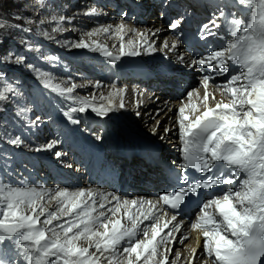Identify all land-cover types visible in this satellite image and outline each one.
Returning a JSON list of instances; mask_svg holds the SVG:
<instances>
[{"label":"snow or ice","instance_id":"1","mask_svg":"<svg viewBox=\"0 0 264 264\" xmlns=\"http://www.w3.org/2000/svg\"><path fill=\"white\" fill-rule=\"evenodd\" d=\"M240 3L255 6L256 15L252 20L246 24L241 19L233 18L230 25L234 39L227 47L212 51L205 57L194 58L187 65L189 68L200 66L202 70L212 71H206L202 78L205 89L204 110L194 120H190L186 109L195 110L196 105L182 104L178 109L180 151L184 163L180 165L178 186L173 185L172 191H166L158 198L172 211L171 219L161 225L163 217L153 212V209H159L152 201H145L143 198L139 201L122 199L111 193L108 194V204L111 207L106 206L104 201L107 197L101 194L98 207L102 210L98 211L95 193L85 189L70 191L67 187L60 188L51 197L58 207L56 211H49L40 203L47 191L43 187L38 191L35 187L0 183V264H100L105 253L108 254V264H117L116 258L121 247L127 255L122 257L119 264H169L175 244H183L187 239L180 234L182 226L178 217L194 197L199 215L195 222H188L193 229L201 231L204 251L193 249V258L188 264H195L197 258L201 261L207 259L209 264H264V0H240ZM217 11L218 17L214 13L209 22L198 29L201 40L217 35L218 19H227L228 14L222 9L218 8ZM98 14L100 13L96 7L84 13L89 17ZM53 19L56 20L55 17ZM120 19L122 22L115 27L101 26L87 33L89 37L101 32L117 37L120 41L118 54L114 55L107 45L95 40L89 43L80 39L71 44L66 42V46L99 52L111 65L118 67L117 62L122 57L150 55L161 47L172 52L179 45L177 37L171 46L167 42L161 46L154 39L149 40L148 33L137 32L135 28L127 29L123 22L126 16L122 15ZM181 19L173 21L169 26L170 30H178ZM71 20V17L67 18V22ZM65 21L66 17L60 16L52 31H64L60 25ZM27 23L31 24L32 21L29 19ZM3 27V23H0V28ZM15 27L24 33L31 31L29 27L21 29L19 24ZM128 31L136 33L139 38L125 42L124 36ZM156 35L158 33H152L153 37ZM49 39L52 37L49 36ZM14 55L11 51L0 55V65L11 63L24 66L37 77H49L43 81L44 88L51 89L78 105L70 106L62 112L70 124L81 123L79 116L75 114H86L90 110L96 117L107 118L117 108L123 109L126 106L123 88L113 85L106 96L103 93L99 96L106 103L97 105L95 95L91 100L74 96L73 92L77 87L75 84L67 87L53 85L50 73L26 63L22 55H15L13 59ZM42 58L45 61L58 60L57 57L47 55ZM178 62L184 63L182 56H178ZM229 62L239 66V71L231 74L218 87L230 96V100L210 107L208 85L215 76L229 73ZM4 75L0 70V79ZM94 87L99 89L101 84L96 82ZM21 95L6 80L3 88H0V101ZM192 95V92H188L189 99ZM211 98L214 99V96ZM32 103L35 106L37 101L33 100ZM27 111L29 109L21 108L17 116ZM41 120L42 117L37 115L34 120L28 121L27 126L38 127ZM170 131L165 129V133L170 134ZM7 142L14 147L26 146L19 135L9 137ZM58 143V140H53L45 146L36 147L35 151H52ZM54 154L57 159L62 156L59 151ZM190 168L198 169L202 175L191 176L187 171ZM237 182L239 188L234 191L229 189L222 196H213L206 201L202 199V191L214 186L235 185ZM145 203L148 204L147 211H144ZM213 206L214 211H210ZM133 208L139 215L132 212ZM122 209V215L131 222V227L122 225L121 219L111 218L121 213ZM41 217L44 219L41 220ZM62 217L68 219L54 224V221H60ZM144 221L152 222L141 228ZM139 233H142L143 238H137ZM81 240H86L88 247L80 246L78 242ZM162 245L163 251L160 250ZM91 247L96 252H90ZM177 256L179 258V254ZM171 264H175V261Z\"/></svg>","mask_w":264,"mask_h":264},{"label":"bare ground","instance_id":"2","mask_svg":"<svg viewBox=\"0 0 264 264\" xmlns=\"http://www.w3.org/2000/svg\"><path fill=\"white\" fill-rule=\"evenodd\" d=\"M92 2V4H89L90 8L87 9L86 7L83 9H77L79 6H85L86 3H88V0H62L60 4L67 10L66 12H69L73 14L76 18H72L73 21L77 22V24L81 26L89 25V23H100L101 26H108L112 25L115 27V25L120 24L122 21L121 19L117 18L116 12L118 10L117 7H115L114 3H116L118 6L121 7V10L125 9L126 7H131L132 2L134 4L132 6H137L139 8V20L136 23L130 22L128 20L123 21L126 24L127 29L135 28L137 32H144L148 33V39L149 40H155V42L159 45H163L164 42H167L169 46L175 41V36L173 34H167V25L165 24L166 19L159 20L160 16L162 15V12L158 10L156 15V8L153 6L155 4L154 0H89ZM121 2V3H120ZM99 4V6H105L108 4L105 8H101L98 6H95ZM185 0L181 2V5H185ZM93 7H96L100 14L94 15V16H85L84 13L87 11H90ZM252 7H255L252 5ZM213 9V8H211ZM152 10V11H151ZM151 12L155 13V17H147L146 14H149ZM120 14V13H119ZM146 18L145 24H140V20L143 18ZM106 19L107 21L103 24H101V20ZM230 21V19H229ZM228 21V22H229ZM139 24V25H138ZM99 25V24H97ZM138 25V26H137ZM98 27V28H100ZM97 28H92L88 31H86L83 34H80V39H84L86 42L91 43V41L95 40L99 42L102 45H107L108 50L111 51L114 55L118 54L119 52V39L112 35H107L104 33H99L96 35H93L89 37L87 33L89 31H93ZM152 33H158L155 37L152 36ZM106 35V36H105ZM139 37L136 35V33L128 31L127 34L124 36L125 42L127 40H137ZM107 40H111L110 43L107 42ZM117 43V47L115 46V43ZM68 50H72L71 48H68ZM127 50V49H126ZM71 53H68V55L72 58L69 60L71 63V67L75 66L76 69H79V72H72L73 75L80 76L81 72H88V73H95L96 70L100 69L99 63H101V59L105 58L103 57L99 52H92L88 49H73V51H70ZM178 56H182L184 59V63L181 64L178 62ZM165 59L170 62L173 61L174 64H176V70L180 74H187L189 75V78L195 79V75L197 74L196 69L189 68L187 65L192 61V56L188 53V50H185L183 44L179 43L177 49L175 51H167L161 48H158L157 51L152 52L150 55H141L138 57H122L121 61H118L119 64V70H115L112 72L111 77L115 81L116 84L120 82V85H118V88L125 89V97H124V103L125 108L120 109L117 108L114 112L109 114V117L107 118H99L95 116L94 113H91L89 110L86 114H75L78 115L81 123L78 125L82 126V124L87 121H94L93 125L86 128L85 126L81 128V133L83 135L90 134L92 138L96 139V142H100L101 146L99 148V152L97 156L94 158L95 165H98L100 168L103 165V161H101V158H105L106 162L108 161L111 163L109 166V170L113 172V175L117 172H121V165L124 163L128 168V175L126 179L128 180L129 187L124 188L122 184L120 183V176L117 178V182H114L112 184L111 189L107 188V186H103L101 184H95L93 182H86L84 180V172H87V168L85 167V163L82 161L78 164L73 165L72 164V154H75L76 148H73L72 146L67 147L65 150L58 149L59 152L62 153V156L60 159H55L53 161H46L41 165V169L38 172L37 166L34 162L37 161V157L39 156L37 154V151H35V148L32 149V146L28 148L27 155V161L29 163H23L21 167L14 163L15 161L9 160V169L13 170L12 173L3 172L1 173L0 183H11L8 181V178L15 179L14 185L22 186V187H30V184L24 183V179L27 177H23L19 175L20 173H23L24 170L28 171L30 176L35 177V173H37V179H44L46 176H51L50 180L47 181V183H42L38 186H34L33 183H31V187L39 189L43 187L47 191L44 193V198L42 200H48L47 203H43L41 200L40 203H43L46 208L50 211L51 208L57 210V203L56 201L52 200L51 197L55 195V193L62 187L69 188L70 191H75L78 189H85L91 190L93 193H95V199L97 200V210L100 211L102 209H99V201H100V195L103 194L107 197V199L104 201L107 207H111V205L108 204V200L110 197L108 196L109 193L118 195L122 199H136L140 200L143 198L145 201H152L155 204V196L156 191L151 190L154 187H157V182L159 181L158 174L159 169L157 165L155 166V162H159L160 159L158 156H154L151 154L150 156V162H146L141 156V152L135 151L136 148H142L141 143H145L146 147H152L154 150H157V154L159 156H163L164 160L170 159L167 158V156L172 153V149L176 147V136L179 135V124L178 120L180 118L178 109L182 106V104H194L196 105V109L193 110L191 108L186 109V114L189 115L190 120H194L196 115H199L203 110V97H204V86L203 83H201V87L193 86L191 87L188 92H192L193 95L191 99L188 97V92L185 96H178V92H175L174 86L175 81H171L170 77L164 74H158L156 68H158L159 62L162 63L165 61ZM106 60V59H105ZM140 66V68H144L142 66H145L150 73L153 74L154 78H149L148 80H142L140 78H132V72L131 68ZM70 67V66H69ZM98 68V69H97ZM141 70V69H138ZM156 70V71H155ZM143 71V70H142ZM99 75V73H97ZM60 79V78H59ZM127 82H124V81ZM70 79H62L60 83H52L53 85L59 84L62 87L71 86L72 84H75L77 87L74 89L73 95L81 98H88L91 100V97L95 95L97 97L95 103L97 105L106 103V101H101L99 99V96L101 93H103L105 96L107 95L108 91L112 89V85L99 79L95 80H83L78 83H72L66 86V83H68ZM52 82V81H51ZM96 82H99L101 84V88L97 89L94 87V84ZM182 80L179 81V85H181ZM223 85V83H220L218 81L212 80L209 85L207 91L211 94L209 98V106L215 107V104L218 102H224L227 103V99L220 95L217 88L218 86ZM89 88H92L91 90ZM38 92L42 95L41 98L46 99L40 100V98H37L38 96H35V99L37 101V106L40 109V104H42V108L46 109V103L47 105L51 104L50 102H47V100H54L59 101L61 103L62 111L67 109L70 106H78L74 104V102L71 99H68L66 97H62L58 95V93L53 92L51 89H46L42 85ZM142 93V95H140ZM57 95V97H56ZM214 96V99L211 98ZM45 97V98H44ZM49 110L46 115H42L38 113L37 115L42 117V120L40 122V125L38 127H32L30 132L34 135V131H39V128H42L43 131L46 133L49 131L52 133V137L50 139V142L53 140H61V135L59 134V130L61 126L67 127L68 130L71 131V126L65 124L64 122L58 121V117L56 116V113L51 109V106L48 107ZM178 112L177 116L175 113ZM139 113V115H137ZM159 113V114H158ZM129 114V116L133 119V122H135L138 119V122L141 123V127L144 129H148L149 132H151V135H154L155 137H158V139H162L166 144V146H160L159 144L150 139L144 138L140 133H128L124 131L125 133L122 134V136H118V140L115 137H117L116 134H113L115 127L117 126V123L113 121L114 115L118 118L122 119V121L129 120L130 117H126V115ZM65 118V117H63ZM178 119V120H177ZM52 124V125H51ZM25 125H28L26 123ZM134 126H137L134 124ZM159 126V127H157ZM95 128V130H94ZM97 128H102V133L98 132L96 130ZM165 129H170V134L165 133ZM94 130V131H93ZM69 139L67 140V144L69 143L70 139L72 138V133L68 132ZM55 135V137H53ZM111 135V138L107 140V137ZM40 136V134H39ZM44 136V135H43ZM97 137H100V139H97ZM35 139H38V135L34 137ZM33 137H28V142H32ZM147 141H149L147 143ZM162 141V142H163ZM36 143V142H35ZM31 145V144H30ZM61 144H57L56 147H58ZM125 145H127L128 151H124L122 149H126ZM12 146V145H11ZM27 147H29V143L27 144ZM61 147V146H60ZM20 149V147H19ZM32 149V150H31ZM20 151V150H19ZM13 152V151H12ZM82 153V155H88L87 151L84 149V147L78 149V154ZM7 153V152H6ZM10 153V152H9ZM144 153H147V151H144ZM34 154V155H33ZM69 157V162H62L64 159H67ZM80 156V155H79ZM7 157V156H6ZM55 156H53L54 158ZM81 157V156H80ZM15 158V157H14ZM7 159H9L7 157ZM167 161V160H166ZM6 163V162H4ZM33 164L35 169L33 170L32 167H30V164ZM170 163V162H169ZM49 165L52 166L51 170L49 168ZM68 165H71V167H68ZM120 166V167H117ZM134 166H140L139 169L134 168ZM13 167V168H12ZM18 168V169H17ZM70 168H74V170H71ZM15 169V170H14ZM55 170L54 174L52 170ZM21 170V171H19ZM1 171V170H0ZM7 171V170H6ZM10 171V170H8ZM37 171V172H36ZM20 172V173H19ZM28 172H25L26 175ZM87 173H91L88 171ZM14 174V175H13ZM54 174L58 179H55ZM242 176V174H241ZM114 178L115 175H114ZM59 179H61L59 181ZM77 180L80 181V184H78ZM146 181V184L149 187H146L144 185ZM41 182V181H40ZM45 182V181H44ZM16 183H21L20 185ZM13 184V183H12ZM80 185V186H76ZM162 186H165L164 181L161 183ZM160 186V184H159ZM237 188H239V183L237 182L235 184ZM30 187V188H31ZM134 190L133 192H128ZM227 192V190L225 191ZM223 194L217 195L222 196ZM158 199V198H157ZM91 203V201H89ZM112 204H115V201H112ZM158 208V207H157ZM148 204L145 203L144 211H147ZM55 210V211H56ZM106 211V210H105ZM210 211H214V206L210 209ZM133 213H136L139 215L137 210L135 208L132 209ZM153 212L159 216L163 217V219L160 221L161 225L171 219V216L167 213L165 215V211L159 209H153ZM123 209L121 210V213H118L115 217H111L110 213H107L112 219H121V223L124 226L131 227V222L122 215ZM199 215V212L196 213V215H193L194 219L193 222H195L196 217ZM68 217H62L61 220H67ZM180 220V219H179ZM63 221H54V224L61 223ZM152 221H144V223L141 225V228L144 227V225L150 224ZM181 222V235L186 237L187 239L184 241L183 244L177 242L174 246L173 251L170 254V261L169 264H171L172 261H175V264H188L190 260L193 258V249H197L199 252H203V246H202V233L199 229H193L190 225H187L185 222L180 220ZM100 231H103L102 228L99 229ZM165 232H167V229H165ZM47 235H50L48 233ZM163 235V234H162ZM137 238H143L142 233L138 234ZM231 238V237H230ZM80 246L88 247V242L86 240H81L78 242ZM171 246V245H169ZM161 251L164 250V246L162 245L160 248ZM90 252H96V249L94 247L89 248ZM179 254V258L177 256ZM99 255V253H97ZM127 254H124L122 251V247L119 249L117 254V264H119V261L122 259V257L126 256ZM134 259V254H133ZM100 264H108V254L105 253L103 257H101ZM195 264H209L208 260L205 259L201 261V259L197 258L195 260Z\"/></svg>","mask_w":264,"mask_h":264},{"label":"rangeland","instance_id":"3","mask_svg":"<svg viewBox=\"0 0 264 264\" xmlns=\"http://www.w3.org/2000/svg\"><path fill=\"white\" fill-rule=\"evenodd\" d=\"M60 2H62V0H0V23H3L4 25L3 28H0V55H4L7 52L11 51L15 55L24 56L26 63H31L35 67L40 68L42 72L50 73L51 74L50 78L52 83H60L62 79L64 80L68 78L70 79V81L66 83L67 86L69 84L78 83L83 80L88 81L90 79L92 80L99 79L97 70L95 71V73L81 72L80 76H76L72 74V72L73 73L79 72V69H76L75 66L71 67V63L69 62V60H71L72 58L68 55V53H71L70 51H73L74 48L66 46V42L68 44H71L72 42H78L81 38L79 36L80 34H83L92 28L100 27V23H92V24L89 23V25H86L85 27L84 26L80 27L77 24V22L73 21V19L71 20V22H67V18L69 17L76 18V17L73 14L66 12L67 10L60 4ZM89 4H92V2L88 0V3H86L85 6L80 5L79 8L77 9H83L85 7L89 9L90 8ZM107 5L108 4H106L105 6L104 5L99 6V4H97L95 6L105 8ZM120 12H121V8L119 7L116 12V16L119 15ZM124 12L125 9L124 11L122 10L123 15ZM152 13L151 15H149L150 14L149 13L146 14L145 16L147 17L153 16L155 18V13L154 12ZM60 16L66 17V21L61 23L60 25V27L63 28L64 31L53 32L52 29L57 26L56 20H58ZM53 17H55L56 20H54ZM29 19L32 21L31 24L27 23ZM145 19L146 18L144 17L142 19V23L140 24H145L144 21ZM42 21L43 23H41ZM106 21H107L106 19L101 20V24L105 23ZM17 24L21 25V29L23 27H29L31 31L28 33H24L22 30H18L15 27V25ZM45 33H48V35L46 36ZM49 36H51L52 39H49ZM107 42L110 43L111 40H107ZM116 44L117 43H115V46L117 47L118 44L117 45ZM68 48H71L72 50H68ZM15 55L13 56V59L15 58ZM45 55L57 57L58 60L45 61L42 58ZM0 70H2L3 73L5 74L4 78L0 79V88H3L6 80L22 94L18 98L10 97L8 100L0 101V170H1L0 178H1V173L3 172V170L4 172H8V173L13 172V170L9 169L10 168L8 166L9 160L12 159H13L12 161L16 160L15 162H17L20 167L23 163H29L27 161V157H29L27 155V153H29L28 148H30V146H32V149L40 146H45L48 142H50L52 133L49 131L46 133L45 131H43L42 128H39V131L38 132L34 131L33 133L35 134L33 135L29 130L32 127L29 128L27 125H25L26 123H28V121L34 120L38 113L42 115H46L48 113V111L46 110H49L48 107L51 106V104L46 105L45 106L46 109H43L42 104L39 103L40 104V109H39L37 105L35 106L33 105L32 101L36 100L35 96H38L37 98H40V100H44V101L46 100L41 98L42 95L38 92V88H40L43 85V81L48 79L49 77H37L34 72L28 70L26 67L18 66L11 63L0 65ZM93 76L95 78H93ZM30 79L38 80L40 82L38 88H35V86L32 84ZM124 82L127 81L125 80ZM118 85H120V82L115 86ZM89 89L91 90L92 88ZM21 108L29 109V111L25 113H21L20 116H17V112H19ZM25 116L27 117V119H24ZM126 117H130L129 114H127ZM120 120L122 119L114 115L113 121L117 123L114 132H112L113 134L117 135L114 141L118 140V136L120 135L122 136V134L125 133L124 131H126L128 133H137V134L140 133L144 138L156 141L159 144V147L161 145L166 146V144H168V143L166 144L164 143L166 141H163L162 139L160 140L158 139V137L151 135V132H149L148 129L142 128L141 127L142 122L141 121L138 122V119L135 122H133V119L131 117L129 118V120L126 121L124 120L121 122ZM134 124H136L137 126H134ZM17 135L22 137V139L24 140V144L26 145L20 147V149L19 147L11 146V144L7 142V139L9 137H15ZM36 135H38V139L34 138ZM87 136H91V135L87 134ZM28 137H33L34 141L28 142ZM53 137H55V135ZM110 138L111 135L107 137V140H109ZM28 143H29V147H27ZM60 146L61 145L55 147L54 150L52 151H39V152L37 151V154L39 156H36L38 162H35V164L37 166L38 172L41 169L40 164H43L46 161L51 162L57 159L56 157L53 158V156H55L54 153L58 151V149H62ZM6 156L9 159H7ZM69 160H70L69 157H67L65 161L69 162ZM139 167L140 166H134V168L137 169H139ZM22 170L24 171L23 173L28 172L24 169ZM29 174L30 173L28 172L27 177L24 179V183L26 184L29 183L30 187H31V183H33L34 186H38L42 183H47V181L50 180L48 178L51 177V176L49 177L46 176L44 179L39 178L38 180L37 173H35V177H32ZM8 181L13 184L14 182H18L15 181V179H11V178L10 179L8 178ZM77 182L78 184H80L79 180H77ZM16 184L20 185L21 183H16ZM156 184H158V182ZM144 185L146 187H149L146 184V181ZM76 186H80V185H76ZM133 191L134 190L128 192L130 193ZM42 201L43 203L48 202L47 199ZM55 210L56 209L53 208L50 209V211H55ZM43 219L44 217H41V220Z\"/></svg>","mask_w":264,"mask_h":264}]
</instances>
